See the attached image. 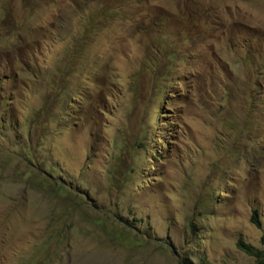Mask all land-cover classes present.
Returning <instances> with one entry per match:
<instances>
[{
	"label": "rangeland",
	"instance_id": "obj_1",
	"mask_svg": "<svg viewBox=\"0 0 264 264\" xmlns=\"http://www.w3.org/2000/svg\"><path fill=\"white\" fill-rule=\"evenodd\" d=\"M239 239L264 0H0V264H264Z\"/></svg>",
	"mask_w": 264,
	"mask_h": 264
},
{
	"label": "trees",
	"instance_id": "obj_2",
	"mask_svg": "<svg viewBox=\"0 0 264 264\" xmlns=\"http://www.w3.org/2000/svg\"><path fill=\"white\" fill-rule=\"evenodd\" d=\"M251 219L253 222H255L258 226L260 225L258 219H257V214H256V211L254 210L253 212V215L251 216ZM237 247L245 252L246 254L248 255H253V256H256L258 257V261L259 263H264V259H262V256H263V251L259 250L258 248H256L255 246L249 244V243H246L244 242L242 239H239L236 243ZM186 260V259H185ZM189 262V261H188Z\"/></svg>",
	"mask_w": 264,
	"mask_h": 264
}]
</instances>
